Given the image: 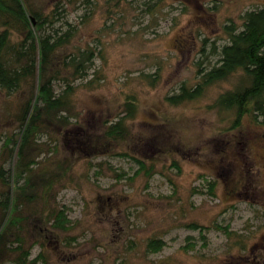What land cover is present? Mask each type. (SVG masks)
Listing matches in <instances>:
<instances>
[{
    "label": "rangeland",
    "instance_id": "1",
    "mask_svg": "<svg viewBox=\"0 0 264 264\" xmlns=\"http://www.w3.org/2000/svg\"><path fill=\"white\" fill-rule=\"evenodd\" d=\"M29 1L45 14L58 9L56 32L74 33L72 45L56 58V94L67 88L72 53L91 45L97 57L87 78L72 82L78 120L37 138L44 162L39 172L63 165L64 177L43 202L25 208L65 210L71 228L42 232L33 222L23 225V249L10 246L0 264H17L26 253L23 264L35 258L37 264H264V124L248 116L234 127L233 113L215 106L242 85L244 74L208 87L196 101H167L181 86L201 83L199 63L216 66L214 49L227 43L226 28H241L242 16L264 7V0ZM43 34L55 32L47 27ZM27 96L0 90L5 171L17 160L6 151L7 139L20 136L17 114ZM130 96L137 113L126 121L129 134L110 144L108 155L96 156L92 145L128 117ZM135 159L148 169L137 175ZM190 224L204 227L206 240ZM216 226H230L233 236ZM151 239L165 242L160 253L148 251ZM239 240L246 249L235 244Z\"/></svg>",
    "mask_w": 264,
    "mask_h": 264
},
{
    "label": "trees",
    "instance_id": "2",
    "mask_svg": "<svg viewBox=\"0 0 264 264\" xmlns=\"http://www.w3.org/2000/svg\"><path fill=\"white\" fill-rule=\"evenodd\" d=\"M57 10L45 14L41 8H34L29 0H0V90L9 95L28 92L26 101L21 104L17 114L20 136L17 140L7 139L6 151L15 153L17 160L8 171L0 166V180L5 186L0 192V261L6 258V252L15 243L20 244L18 250L23 249L24 243L20 234L21 228L25 227L23 225L33 222L34 227L42 232L51 227L61 231L71 228L72 222L65 210L44 207L42 212L35 209L34 213L25 211V208L43 202L52 187L64 177L63 165H59V169L54 172H39L38 167L44 162L39 160L37 138L43 133H50L55 126L66 129L71 125V119L78 120L72 82L87 78L91 64L97 57L95 48L91 45L85 51L79 49L78 52L72 53L71 62L68 64L71 71L70 76L66 78L67 88L61 95L56 94L54 81L60 78V70L55 67L56 58L72 45L74 38L72 30L56 32L57 16L60 15ZM242 20L241 28L235 24L227 27V43L222 48L215 47L214 52L219 56L217 65L207 69L202 66L203 62L199 63L201 83L195 87L181 86L179 93L167 98L171 105L180 106L196 101L208 87L228 81L235 74L242 72V85L222 94L215 106L220 107L222 111L233 113L234 127L240 126L242 119L248 116L252 120L262 119L261 123L264 124V7L247 12L242 16ZM47 27L53 29L55 35L43 34ZM95 80L92 79L90 84ZM124 108L128 117L106 129V140L103 143L97 139L92 145L96 156L108 155L111 152L110 144L124 140L129 134L126 121L136 116V99L128 97ZM82 138L90 137L85 135ZM11 145L13 147H10ZM135 160L139 165L137 175L148 169L145 162ZM177 169L180 172L179 166ZM23 180L24 184L19 185ZM215 187L214 183H209L213 196L216 195ZM23 212L26 214L23 215ZM188 227L200 231L206 240L202 232L205 231L204 227L198 224H190ZM216 227L229 237L234 234L229 232L230 226ZM235 244L246 249L244 240L236 241ZM165 246L162 239H151L147 248L150 253L156 254ZM25 255L28 253L18 258L16 263L23 264L27 260ZM38 261L40 258H35L31 264H37Z\"/></svg>",
    "mask_w": 264,
    "mask_h": 264
}]
</instances>
